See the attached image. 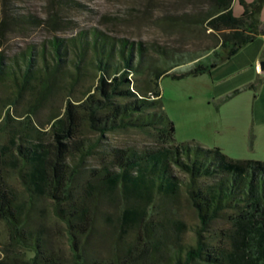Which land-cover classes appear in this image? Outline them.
<instances>
[{
    "label": "trees",
    "instance_id": "obj_1",
    "mask_svg": "<svg viewBox=\"0 0 264 264\" xmlns=\"http://www.w3.org/2000/svg\"><path fill=\"white\" fill-rule=\"evenodd\" d=\"M204 1L194 20L212 36L205 63H197L205 53L152 47L154 55L141 42L95 29L10 57L0 54V222L7 237L0 264H61L43 233L30 225L35 202L46 203L79 264H106L86 260L83 250L96 204L108 197L120 204L119 229L142 228V248L168 250L165 264H264V161L175 144L173 125L161 109L160 78L202 75L264 37L258 21L264 0H236L242 8L237 17L231 13L235 0ZM184 65L190 66L185 72H170ZM253 86L233 90L223 101ZM55 99L62 103L57 110L50 104ZM47 103L46 118L36 119ZM119 131L145 133L151 142H102ZM11 176L25 201L9 185ZM180 196L196 219L193 243H179L177 234L167 247L152 235V213Z\"/></svg>",
    "mask_w": 264,
    "mask_h": 264
},
{
    "label": "rangeland",
    "instance_id": "obj_2",
    "mask_svg": "<svg viewBox=\"0 0 264 264\" xmlns=\"http://www.w3.org/2000/svg\"><path fill=\"white\" fill-rule=\"evenodd\" d=\"M201 8H206L204 0H0V54L10 57L29 46L46 44L52 38L66 39L79 31L95 29L113 38L141 42L154 55L152 47L205 53L197 62L205 63L210 57L212 36L194 20ZM241 11V6L233 1L232 16H239ZM258 21L264 23V3ZM260 61H264L262 36L202 75L179 80L160 78L157 88L161 109L173 125L174 143L217 148L234 160L264 161V75L258 71ZM189 67L184 65L170 72L178 75ZM247 83H252L253 88H245L223 101L225 95ZM50 104L55 110L62 105L60 99ZM50 104L40 107L36 119L46 118ZM102 142L118 147L142 146L151 139L145 133L119 131L106 134ZM8 183L25 201L16 177L11 176ZM157 205L150 225L156 240L169 247L178 234L179 243L192 244L191 228L197 223L183 197L172 205ZM119 206L115 197L98 200L93 230L83 250L84 258L106 264H165L168 250L142 248V228L119 229ZM28 217L31 227L43 233L61 264H79V259L72 255L63 227L52 218L45 202H35ZM177 222L182 224L181 229ZM134 237L138 239L135 248L125 259L124 253ZM6 242L5 227L0 222V259L6 255Z\"/></svg>",
    "mask_w": 264,
    "mask_h": 264
},
{
    "label": "water",
    "instance_id": "obj_3",
    "mask_svg": "<svg viewBox=\"0 0 264 264\" xmlns=\"http://www.w3.org/2000/svg\"><path fill=\"white\" fill-rule=\"evenodd\" d=\"M258 71H259V74L264 75V61H260L258 63Z\"/></svg>",
    "mask_w": 264,
    "mask_h": 264
},
{
    "label": "crops",
    "instance_id": "obj_4",
    "mask_svg": "<svg viewBox=\"0 0 264 264\" xmlns=\"http://www.w3.org/2000/svg\"><path fill=\"white\" fill-rule=\"evenodd\" d=\"M254 41H255V40H254ZM250 44H251V43H250ZM247 45H248V44H247ZM245 46H246V45H245ZM245 46H244V47H245ZM242 48H243V47H242ZM239 50H240V49H239ZM239 50H238V51H239ZM238 51H237V52H238ZM237 52H236V53H237ZM236 53H235V54H236ZM227 61H228V60H227ZM218 66H219V65H218ZM215 68H216V67H215ZM213 69H214V68H213ZM249 84H252V83H247V85H249ZM247 85H245V86H247ZM243 87H244V86H243ZM234 90H236V89H234ZM232 91H233V90H232ZM232 91H231V92H232ZM236 95H237V94H236ZM234 96H235V95H234ZM232 97H233V96H232ZM232 97H230L229 99H231ZM229 99H228V100H229ZM226 101H227V100H226Z\"/></svg>",
    "mask_w": 264,
    "mask_h": 264
}]
</instances>
